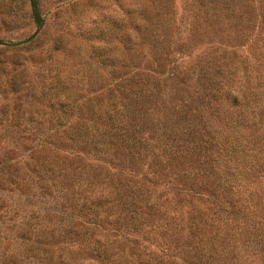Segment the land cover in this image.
Segmentation results:
<instances>
[{"label":"rangeland","instance_id":"1","mask_svg":"<svg viewBox=\"0 0 264 264\" xmlns=\"http://www.w3.org/2000/svg\"><path fill=\"white\" fill-rule=\"evenodd\" d=\"M36 6L40 28L28 0H0V264H55L58 253L74 257L86 235L65 236L72 224L89 233H117L116 245L120 231L88 225L76 207L84 193L93 200L113 186L125 199L130 186L146 191L147 208L155 202L174 210L168 212L171 224L159 218L150 238L157 241L161 233L165 242H186L185 204L192 196L213 197L198 187L211 180L202 158L196 157L188 173L191 188H185L166 175L143 174L141 158L116 154L122 148L114 141L106 157L69 139L101 126L97 116L111 101L118 105L116 87L138 82L136 70L161 71L153 84H163L174 65L196 92L200 85L191 69L198 55L211 51L222 63L237 65L244 57L256 58L264 37V0H36ZM236 16L248 21L241 30ZM170 95L172 114L160 102L147 110L138 105L118 116L125 121L122 132L146 139L172 130L189 142L190 103L180 100L179 90ZM217 102L222 116L226 105ZM58 137L61 144L53 145ZM144 144H137L139 155ZM157 160L164 173L174 169L165 158Z\"/></svg>","mask_w":264,"mask_h":264},{"label":"trees","instance_id":"2","mask_svg":"<svg viewBox=\"0 0 264 264\" xmlns=\"http://www.w3.org/2000/svg\"><path fill=\"white\" fill-rule=\"evenodd\" d=\"M28 1L32 21L40 28L43 19L36 0ZM233 19L239 30L248 22L244 17ZM260 44L258 56L244 57L240 65L233 61L222 63L211 51L198 55L191 69L200 85L196 92L179 71L175 72L174 65L161 80L163 84H153L160 79L156 75L161 71L153 74V70H136L138 82L116 87L118 105L111 101L104 108V114L97 116L101 126L81 139L77 133L69 139L85 144V151L99 152L106 157L112 156L106 147L114 141L122 148L115 149L116 154L137 161L141 158L143 174L151 170L154 176L166 175L167 179L185 188L191 186L188 173L196 164V157L202 158L201 163L211 180L201 182L198 187L213 197L205 200L192 196L185 204L187 241L165 242L159 239L161 233L154 241L149 237L153 228H159L154 225L164 217L167 227L166 224H171L168 212L172 214L174 210L160 209L155 202L147 208L145 202L149 193L146 191L142 193L130 186L132 194L125 199L113 186L95 195L93 200L91 193H84V201H78L76 207L88 220V225L102 228L107 224L112 226L111 232L120 231L117 244H114L117 233L103 235L100 232L103 229L89 233L84 227L77 230L72 224L66 233L63 231L65 236L86 235V241H78L82 242L79 244L81 251L77 248L74 257H62L58 253L55 264H264L260 262L264 258V37ZM224 55L222 58L226 59ZM156 86L158 88L154 89ZM159 90L164 92V98L160 97ZM172 90L181 91L180 100L190 103L187 110L192 113L191 122L186 127H190L189 142L186 139L184 142L183 135L179 137L172 130L167 135L164 131L159 136L149 134L146 139L142 135L134 137L127 129L122 132L125 121L118 116L134 107L146 104L147 110L149 105L160 102L172 114L170 109L176 108L175 102L169 100ZM154 95L160 96L154 98ZM219 99L227 108L223 109L226 112L222 116L217 111ZM141 141L145 144L139 155L137 144ZM52 144H61L59 137ZM158 157L165 158L174 169L168 168L166 173L161 171ZM216 222L223 225L217 226ZM151 245L158 249H152ZM180 250L183 253L178 252Z\"/></svg>","mask_w":264,"mask_h":264}]
</instances>
